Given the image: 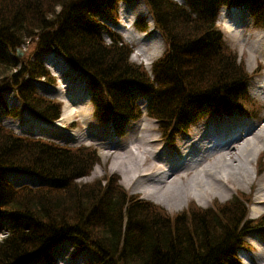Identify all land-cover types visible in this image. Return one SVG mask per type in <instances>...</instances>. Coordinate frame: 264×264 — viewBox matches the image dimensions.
Masks as SVG:
<instances>
[{
	"label": "trees",
	"instance_id": "1",
	"mask_svg": "<svg viewBox=\"0 0 264 264\" xmlns=\"http://www.w3.org/2000/svg\"><path fill=\"white\" fill-rule=\"evenodd\" d=\"M120 0H0V92L15 87L24 105L55 121L61 105L34 92L31 80L51 77L41 64L19 67L9 52L37 40L39 48L58 47L89 73L97 87V114L114 118L118 129L139 119L137 103L163 132L184 131L205 113L248 110L241 89L249 78L237 55L224 43L215 18L223 2L245 3L264 27V0H146L167 41L153 76L130 61L132 50L102 23L117 20ZM107 30L114 44L104 42ZM0 99L4 98L0 93ZM7 113L15 114L9 111ZM100 162L93 148H67L15 134L0 123V222L9 221L0 241V264H26L58 242L92 248V264H239L234 249L248 229L246 195L216 201L210 208L192 203L171 216L163 208L130 195L117 176L82 184ZM37 175L46 184L16 187L6 170ZM105 181V182H104Z\"/></svg>",
	"mask_w": 264,
	"mask_h": 264
},
{
	"label": "rangeland",
	"instance_id": "2",
	"mask_svg": "<svg viewBox=\"0 0 264 264\" xmlns=\"http://www.w3.org/2000/svg\"><path fill=\"white\" fill-rule=\"evenodd\" d=\"M241 13V12H240ZM119 14H120V21L118 23H114L113 25H116V27L123 28L124 31H126L130 37V40L127 39V37L120 31L115 28H113L114 31L117 33H120L121 36L128 41L133 47V55H132V61L136 63H147V68L151 70L152 64L154 61H156L163 53L164 44L163 39L161 35L158 33L156 29L153 28L152 23L150 21V15H148V9L144 2V0H135L130 3L122 2L120 8H119ZM237 20H239L241 23H246L248 26L243 29L241 28V31L245 32V35L252 32L261 34L263 38V48H264V29L263 28H257L252 17L250 16L248 11H243L241 14L237 15ZM143 18V19H142ZM105 20V18H103ZM139 20L143 22L144 24V30L141 29V27L138 25ZM138 21V22H137ZM135 23V24H134ZM126 24H128L130 27H126ZM248 29V30H247ZM224 30V37L225 40L230 47V49L237 54L239 63H242L245 67L246 72L248 74L253 73L257 69H262L260 74L256 77H254L253 80L263 79L264 77V51L257 52L256 55L250 54L249 47L245 44H242L241 41L236 36H233L231 32H228L226 29ZM149 47H153L154 51H148ZM38 49V41L33 40L28 42L27 44H24L21 49L13 53L9 52L11 59H16L17 64L19 67L25 65L27 66H34L35 63H43V65H46L47 63H53L54 66H51V68H47L51 70L52 74H56V71L60 72L62 75V79L65 80L66 85L68 88H65V90H59L60 86L62 85L61 79L57 77L55 79V83L49 82L44 79H35L32 82V85L34 88H36V91L39 94H42L43 96H47L49 98L58 100L63 103V112H70L75 110V104L77 99H80L79 104L83 107L85 111L89 112V118L80 115L79 113H76L71 117L70 120H62L61 125L62 127H56L54 124H51L52 126H46V125H40V123L36 119L35 116L27 114L25 112V115L22 117L13 116V115H7L1 118V120L10 128H13L17 132L23 131L21 134H31L33 135L32 130L29 128L32 127L34 131L41 132L45 131L44 135L47 138H51L50 140H54L56 142L67 144L71 146H77V145H92L98 149V157L100 162L93 167L92 171L88 176H83L78 179L79 183L82 184H91L95 183L96 181L100 180V178H106V176H109L110 174H115V176L119 179V184L125 189H128L130 192H133L132 187H127L125 184H123V177L125 175L119 173V172H113L110 169V165L113 161L112 157L105 158L100 154V150L103 149L105 151H108L109 148H121L125 147L129 141L131 140L132 136L136 134V129L138 127H141L143 125H146L148 122H155L153 132L155 133L156 137H160L159 144L157 143V148L161 149L162 151L172 154L173 152H178L179 147L182 145L183 142L187 141L188 136H192L196 138L197 136L200 137L202 134L208 132L207 129L211 128L212 126L220 127L224 120L229 118L228 120H236L239 123H243L246 126H248L249 130H253L254 134L259 132L264 127V105L261 104L260 101L256 100L253 96L250 95L252 100H255L258 102V105L260 108L256 107V109L259 110L257 117L252 119L251 117H239L237 114H234L231 117L226 116H219L217 114L208 115L205 117L204 120L197 122L194 124L190 132L187 136L181 135L178 136L177 139L179 142H177L176 146L171 147L166 142V137L163 132L159 130V124L154 119L148 117L147 115H144L140 120L131 122L124 128V133L121 136H116L113 134L111 130V126L109 123H106L107 121L102 119H97L95 116V107L92 103V96H93V90H90V86L88 83V78L85 74H83L80 70L75 69L71 67L69 64L65 62L59 61L57 58V54L53 53V51L47 50L42 52L40 55L37 53ZM21 53V55H20ZM38 55V56H37ZM51 60V61H50ZM51 63V64H52ZM44 65V66H45ZM146 65V64H145ZM47 66V65H46ZM45 66V67H46ZM54 67V68H53ZM77 70V71H76ZM65 74V75H64ZM5 77L0 78V82L3 81ZM253 84V81L252 83ZM71 85V86H70ZM69 89V90H68ZM6 104L9 109L17 110L19 111V99L12 91H6L3 93ZM142 103V102H141ZM262 108V109H261ZM4 110V108L2 109ZM62 112V113H63ZM24 113V112H23ZM62 116V115H61ZM144 118H147V120L143 121ZM60 120V119H59ZM57 121V123L59 122ZM255 121L253 123L252 121ZM87 121H90L92 124L88 127ZM258 122V123H257ZM56 123V124H57ZM249 124V125H248ZM86 129H89V131H86ZM82 132L86 134V139H80L77 141H74L70 138L72 133ZM73 135V134H72ZM164 135V136H163ZM170 135V134H168ZM98 136V137H96ZM40 137V136H39ZM44 138V137H43ZM233 147H235V150H232L231 153L225 154L228 164L225 165L227 167V170H230V174L233 176L230 177V179L227 180L228 185L231 187V189H228L223 181L215 183L216 190H218L215 194L206 197L204 195V192H200L198 195L196 193L199 192L200 188H196L195 190H192V193L194 196H190L188 198H184V195L179 198V200H174L172 204L173 209H169L163 205H160L156 202H154L151 199L146 198L141 193H136L137 195L141 196L142 198L146 200H150L153 203H156V205H160L161 208H163L165 211L173 214H180L184 213L185 211H188L190 205L192 203H195L199 207H202L204 209L210 208L213 206V204L218 201L219 203H226L231 201L235 196H237L238 192H242L244 195H251V203L249 201L245 202L246 205L249 207V218H256L258 216L264 215L263 210V204H258V199H256L259 187L261 184L264 183V171L261 172L259 170L260 163L259 159L264 155V150L258 155V158L255 159L252 163H250V168L248 167L246 162H242L240 160V149L244 148L245 142H240L236 140L233 144ZM246 148V147H245ZM244 148V149H245ZM247 150V149H246ZM113 153V152H112ZM221 155V152L213 153L210 157L203 159L201 161V165L193 168L190 170L189 174H182V175H175L169 182H167V189L171 185H175V188H178V186L186 185L189 182L192 183L191 179L194 178L197 173L200 172L202 168H206L209 170L210 168H213L212 165L218 161L219 156ZM211 165V166H209ZM246 166L248 168V174L251 175L253 180H248V177H244L241 175L242 167ZM214 170V169H213ZM241 170V171H240ZM215 171V170H214ZM206 172H202V177L205 178ZM15 181H17L18 184L22 183H29L32 186H41L45 184V180L38 178L36 176H29L24 174H15L12 176ZM209 180L210 177H207ZM175 180V182H174ZM226 180V179H224ZM191 187V185H189ZM204 191V190H203ZM224 198L223 200L221 198ZM202 202V205L200 202ZM257 202V203H256ZM254 209H260L263 211H260L258 215H254L253 211ZM264 221V219H263ZM8 227V223H5V225L0 226V240L6 236V229ZM247 243H249L253 249L250 251H243L240 252L241 256L246 255L249 260V264H264V261H262L261 257H257L258 249L262 248V253H264V230L262 231H252L248 235H246L244 239ZM74 241L68 240L67 242H63L60 246H58L55 255L58 257V261L54 259L52 261V264H90L95 257L93 256V253L91 250H86L84 252L77 251L74 248ZM239 253V251H238ZM254 258H257L256 261ZM36 262L44 263L43 260L40 258Z\"/></svg>",
	"mask_w": 264,
	"mask_h": 264
},
{
	"label": "bare ground",
	"instance_id": "3",
	"mask_svg": "<svg viewBox=\"0 0 264 264\" xmlns=\"http://www.w3.org/2000/svg\"><path fill=\"white\" fill-rule=\"evenodd\" d=\"M239 41L249 47L250 54L256 55L257 52L264 51L263 38L258 32H254V34L250 32L245 35V32L241 31ZM148 51H154L153 47H149ZM57 58L59 61L69 64L60 54H57ZM51 63H49V65H51ZM56 72L58 71L56 70ZM58 73L60 74V72ZM61 82L62 86H60L59 90L63 91V89L65 90L69 85H66L65 80H62ZM262 83L264 90V79L262 80ZM79 100L80 99H77L75 110L72 111V113L63 112L56 127H62L61 121L67 119L70 120L76 113H79L87 119L89 118V112L83 109L79 104ZM145 120H147V118H144L143 121ZM39 123L40 125H46L42 121ZM87 124L89 127L92 123L87 121ZM154 124L156 123L148 122L146 125L138 127L136 129V134L132 136L131 140L125 147L109 148L108 151L101 149L100 154L105 158H113L110 169L113 172H119L125 175L122 182L127 187H132L133 193H141L146 198L169 209H173L172 204L170 203H173L174 200H179L183 195L185 199L194 196L192 190H195L196 188H200L196 195L200 192H204L206 197H209L218 191L214 184L220 181H223L224 185L228 189H231L227 180L233 175L230 174V170H227V167H225V165L228 164L225 154H229L232 150L236 149L231 145V141L234 137H237L236 139L239 143L245 142L246 148L244 147L245 149L242 148L239 151L240 160L246 162L249 168L250 163L257 159L258 155L264 150V127L254 134L252 130H249L248 126L240 123V120L239 123L236 120H233V123L225 121L220 127H212L211 129H208V132L202 134L195 141L191 142L190 148L186 145L179 153L178 157L173 158L168 155L166 156L165 152L157 148L158 139L153 132ZM29 129L32 130L34 136L42 137L44 135L41 134H45V131L37 132L34 131L32 127ZM87 130L89 131V129ZM72 139L75 141L86 139V135L82 132L73 133ZM217 152H221V155L218 158L219 160L212 165L213 168H210L209 170L205 167L202 168L200 172L191 179L192 183L189 182L184 186L180 185L178 188H175V185L173 184L167 189V182H169V180H171L176 174H189L191 169L201 165L203 159H206L213 155V153ZM169 162H175L176 164L179 162H185L186 167L182 171L177 170L175 167L169 166ZM203 171L206 172L205 178L202 177ZM241 172L242 176L247 178L249 175L248 180H253L251 175L248 174L249 172L246 166L242 167ZM207 177H210L211 179L209 180ZM189 185H191V187ZM221 199L223 200L224 198L222 197ZM256 199L264 205V183L259 187ZM200 203L202 204V202ZM263 210L254 209L253 213L254 215H258L260 211ZM257 257H261L262 261H264L262 248L258 249Z\"/></svg>",
	"mask_w": 264,
	"mask_h": 264
}]
</instances>
